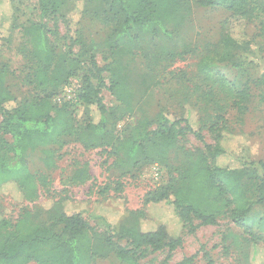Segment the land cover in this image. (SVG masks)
Masks as SVG:
<instances>
[{
  "label": "rangeland",
  "instance_id": "rangeland-1",
  "mask_svg": "<svg viewBox=\"0 0 264 264\" xmlns=\"http://www.w3.org/2000/svg\"><path fill=\"white\" fill-rule=\"evenodd\" d=\"M11 1L17 10L19 27L13 32L10 44L0 42V64L7 67L6 87L22 102L43 94L35 85L38 80L33 78L31 46L23 29L34 23L45 24L48 38L57 53L55 67L58 68L50 73L51 83L46 88L53 93L51 104L60 109V115L68 121L74 133L62 136L51 146L27 152L26 170L34 177L35 193L29 198V187L21 194L14 182L3 187L0 192V235L5 230L8 232L24 212L34 214L58 202L63 203L66 211L82 212L95 228L98 226L97 215H104L113 223L125 211L146 210V218L141 220L142 231H149L162 222L170 229H176L172 208L162 203L146 206L144 197L158 190L157 187L180 185L181 168L167 161H130L124 157L123 150L133 134L154 128L152 119L158 110L178 116L184 103H189L197 112L208 145L214 144V135L208 131L213 117L223 116L225 130L220 143L225 154L218 158L217 165L234 172L229 181L234 188L229 198L242 195L245 203L254 202V184L260 176L258 162H264V28L256 19L247 25L240 20L230 21L232 36L239 41L250 38V45L247 51L236 56L235 64L220 63L211 54L212 46L227 33L225 20L229 13L222 8L193 6L188 39L186 36L190 51L170 62L165 70L148 73L155 76V81L150 92L144 94L138 103L134 101L138 97L137 90L127 74L124 83L127 97L121 102L109 91V73L105 71L111 62L106 42L112 29L88 15L82 16L87 0H71L74 11L70 15V26L61 18H41L38 0ZM88 1L95 5L94 0ZM10 16L9 0H0L2 36L8 34ZM91 44L96 46L95 63L105 84L100 89V97L109 112L103 143L82 135L88 118L77 101V96L88 83L96 85L90 61ZM208 56H212L213 61L208 73L202 74L201 64ZM129 67L132 78L136 71L146 69L139 56L131 60ZM65 88H68L67 92ZM243 88H247V98L238 110L233 101L236 92ZM92 114L97 120L96 112L92 111ZM189 119H196L194 112L189 113ZM0 136L10 142L1 131ZM88 144H97V147H88ZM177 146L184 152L203 150L202 144L192 135L179 139ZM154 166L159 169L157 176ZM245 167L251 170L248 179L237 177L236 174ZM116 183L121 184L119 193L114 190ZM232 208L233 205L225 213H220L214 225L201 226L193 234L184 233L182 245L168 260L166 251H144L126 260L119 259L114 252L105 259H96L93 264H180L189 259L191 261L186 264H242L245 252L250 264H264V238L257 225L264 216V207L254 204L247 214L246 225L259 240V244H250L247 248L245 239L249 237H245L243 228L231 220ZM118 244L124 246L125 242Z\"/></svg>",
  "mask_w": 264,
  "mask_h": 264
},
{
  "label": "trees",
  "instance_id": "trees-1",
  "mask_svg": "<svg viewBox=\"0 0 264 264\" xmlns=\"http://www.w3.org/2000/svg\"><path fill=\"white\" fill-rule=\"evenodd\" d=\"M94 1L95 5L88 0L85 2L82 16L88 15L112 29L106 42L111 62L105 71L109 73V91L121 102L126 101L127 97L124 94L127 74L137 90L138 97L134 101L138 103L154 84L155 76L148 73L165 70L170 62L190 51L187 39L193 6L222 8L229 13L225 20L227 33L212 46L211 54L220 63L235 64L236 56L247 51L250 45V38L239 41L232 36L229 30L231 20H240L247 25L250 20L256 19L258 25L264 28V0ZM9 2L10 23L8 34L0 35L2 44H10L13 32L19 27L15 4L11 0ZM38 4L41 18H61L70 26V15L74 11L71 0H38ZM23 35L31 46L33 78L38 80L35 85L43 94L36 95L29 102L13 97L6 87L7 67L0 64V131L10 139L9 142L0 136V192L6 184L14 182L21 194L30 187L28 196L32 198L35 193L34 177L26 170L27 152L37 147L51 146L62 136L73 135L74 131L60 115V109L51 104L53 93L46 88L51 83L50 73L58 68L55 67L57 53L48 38L45 24L29 25L23 29ZM90 47L92 77L96 85L88 83L77 96V101L88 118L82 135L103 143L107 135L109 112L100 97V89L105 84L95 63L96 46L91 44ZM136 56L143 60L146 69L136 71L132 78L129 65ZM211 61L212 56L203 60L200 68L202 74L208 73ZM247 93V88L236 92L233 101L236 109L243 107ZM92 111L98 115L97 120H94ZM191 112L196 116L194 121L189 119ZM213 118L208 127L210 134L214 135L213 145L205 142L201 121L189 103L182 105V112L178 116L158 110L152 119L154 128L133 134L125 143L123 155L130 161H167L181 168L180 185L157 187L155 189L158 190L144 197L146 206L162 203L171 207L176 229H170L162 222L149 231H142L141 220L146 218V210L125 211L113 223L104 215H97L98 226L95 228L82 212L66 211L63 203L58 202L34 214L24 212L8 232L5 230L0 235V264H25L30 261L36 264H93L96 259H105L114 252L119 259L126 260L144 251H166L168 260L182 245L184 233L193 234L201 226L214 225L216 217L225 213L231 205V220L243 228L245 237H249L245 239L246 248L250 244H259L256 233L249 231L246 220L252 205L264 207V162H258L260 176L254 184V202L245 203L242 195L229 198L234 189L229 183L234 172L217 165L218 158L225 154L220 143L225 130L224 118L222 115ZM186 135H192L200 142L203 150L184 152L178 148V140ZM88 147H97V144H88ZM250 173L251 170L245 167L236 175L248 179ZM114 190L119 193L121 184L116 183ZM257 225L264 238V216ZM122 241L125 242L124 246L118 244ZM243 255L242 264H250L247 252Z\"/></svg>",
  "mask_w": 264,
  "mask_h": 264
},
{
  "label": "built area",
  "instance_id": "built-area-1",
  "mask_svg": "<svg viewBox=\"0 0 264 264\" xmlns=\"http://www.w3.org/2000/svg\"><path fill=\"white\" fill-rule=\"evenodd\" d=\"M64 90H65V92H67L68 88H65ZM154 172H155V176H157V174L159 173V169L157 166H154Z\"/></svg>",
  "mask_w": 264,
  "mask_h": 264
}]
</instances>
